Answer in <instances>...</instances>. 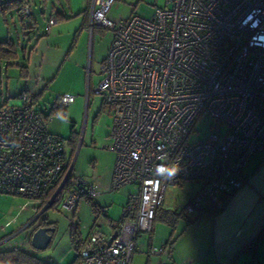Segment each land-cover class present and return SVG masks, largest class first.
Listing matches in <instances>:
<instances>
[{"label":"built area","instance_id":"obj_1","mask_svg":"<svg viewBox=\"0 0 264 264\" xmlns=\"http://www.w3.org/2000/svg\"><path fill=\"white\" fill-rule=\"evenodd\" d=\"M114 1L87 0L88 30L112 34L94 92L111 107L104 147L115 154L110 189L136 185L138 192L111 235L93 228L75 264H131L137 238L151 231L169 187L201 180L184 207L197 213L205 200L234 194L242 169L264 150V0H164L150 17L131 14L118 23L107 16ZM19 14L30 19L29 1ZM55 22L48 18L46 34ZM18 97L21 106L0 105V193L45 209L58 192L71 208L82 197L96 198L98 188L73 174L63 139L47 130L51 109L65 110L75 96L58 95L46 113L31 90ZM205 115L225 130L214 125L219 130L207 140L192 141Z\"/></svg>","mask_w":264,"mask_h":264},{"label":"rangeland","instance_id":"obj_2","mask_svg":"<svg viewBox=\"0 0 264 264\" xmlns=\"http://www.w3.org/2000/svg\"><path fill=\"white\" fill-rule=\"evenodd\" d=\"M6 1L8 0L0 2ZM26 1H29L31 5L30 19H21L17 9L5 15L0 13V41L7 40L9 36L15 43L18 55L17 65L28 66L21 49L25 48L28 54L29 50L34 47L28 66L30 78L34 79V76L40 72L43 81L39 84L38 91L47 83L41 97L44 105L38 107L42 111L49 112V106L55 103L58 95L75 96V100L65 113L62 110L51 112L52 119L48 121L47 130L63 139L65 159L69 163H74L73 174L91 180L96 163L101 172L109 169L115 162V154L104 148L108 144L112 122L111 107L103 102L101 95L94 92L102 79L100 65L106 57L112 34L108 30L95 28L90 35L88 32L76 35L79 20L74 17V14L69 13V7L81 9L85 0H74L70 4L65 0ZM52 5L66 16H74L57 21L51 26L50 33L46 34L47 16L53 10ZM157 7H165V1L115 0L107 16L118 23L131 14L150 17ZM33 20L36 21V25L32 29L29 28L28 23ZM40 63L42 65L39 68ZM18 70L19 67L8 66L7 59L0 61V105H22V99L16 95L25 83L19 77ZM31 79H28L30 80L29 85H32ZM214 125L222 130L226 127L210 115L203 116L196 123L191 137L192 141L207 140L211 134L219 130ZM258 154L264 155V151H259ZM201 184V180H187L177 186L169 187L161 207L162 211H175L190 218L191 214H187L184 207L190 195ZM137 192L136 185H125L106 191L100 201L106 207V215L100 212L97 220L91 202L86 199L81 200L77 212L76 207H67L61 201L46 208L44 212V204L37 208L31 202L32 200L0 193V248L26 247L28 243L24 241L26 230L24 227L37 219L38 214L42 212L41 218L48 217L54 222L55 232L48 246L36 252L41 258L54 264H68L76 253L73 236L75 239L80 235L81 237L86 236L92 226L101 228L102 225L107 224L108 218L111 219V224L117 223L129 195ZM162 213L158 215L153 224L152 235H154L157 247L160 246L161 240L168 238L167 236L172 233V227L162 220ZM184 225L185 219L178 222L175 229L182 230L181 227ZM54 227L51 228L54 229ZM146 236L148 237V233L142 235L143 240Z\"/></svg>","mask_w":264,"mask_h":264},{"label":"crops","instance_id":"obj_3","mask_svg":"<svg viewBox=\"0 0 264 264\" xmlns=\"http://www.w3.org/2000/svg\"><path fill=\"white\" fill-rule=\"evenodd\" d=\"M65 1H67V3L69 2V4L74 2V0ZM52 7L53 10L47 16V20L51 16H56V13H59L65 17L60 18L57 21L69 19V17L72 18L75 15L74 17L79 20V29L77 30L76 35H79V33L82 35L84 32H88V35L93 33L94 30L90 32L87 26L89 22L87 0H85V3L81 9L75 8L73 6L69 7V13L74 14L70 15L69 17L68 15L66 16L64 13L56 10L54 5H52ZM17 13L19 15L18 11ZM42 16L44 17L43 13ZM33 22H35L36 25V21L33 20ZM8 39H10L9 36ZM22 49L21 52L27 59L29 66L31 61V53L34 51V47L29 50L28 54H26V50L23 51ZM16 60L14 63L17 65ZM41 65L42 64L40 63L38 67L40 68ZM28 66H25L27 70V76L25 78L22 77L20 75V70H18L19 77L24 80L25 86L23 88L29 89L34 93L35 100L37 101V107H40L41 105H44V103L41 101V97L45 88L47 87V83H45L41 90L38 91L39 84H41L43 79L40 76V72L34 76V79H31ZM28 79H31L32 85H29L30 80ZM34 89H36V91ZM258 153L259 152L253 154L248 164L242 169L240 177L243 180V185L231 196L222 212L213 217H202L199 219H194L196 213L191 214L189 219H192V221L189 223L185 222L184 227H181L182 230H180V228L179 231L175 230L176 232L174 235H179L172 245L167 244V241L170 237L167 236L168 238L161 240L160 246L157 247L154 235H152L154 230L152 225V231L148 232V237L146 236L144 240L142 238L144 233L139 234L137 238V249L133 255L131 264H249L251 256L248 252L244 251L243 248L258 233L260 228L264 226V155H259ZM114 165L115 162L109 169L100 172L98 168L99 165L96 163L93 168V176L91 180L86 178L98 188V195L92 200L100 208L101 212L103 209H106V207H104L100 201H102L101 198H103V194L106 191L111 190L110 182ZM200 187L198 188L200 189ZM198 188L192 195H190L188 200H190L191 197L197 193L199 190ZM82 199L87 200L86 197H82L76 203V212L79 210V205ZM31 202L34 203L37 208L41 205L36 201ZM45 210L46 209L43 211L45 212ZM41 220L35 224L33 229L27 228L25 230L24 241L27 242L28 245L26 247L17 246L16 248H22L27 251H35L30 245L29 238L31 232L37 226L41 225ZM46 220L49 223H54L48 217H46ZM119 222L120 218L117 223L115 222L114 224H111V219L108 218L107 224L102 225L101 228L97 229L106 235H111ZM46 226L54 227L52 224ZM93 227L94 226L89 229L86 236L81 237L80 235L78 238L80 243H83V241L88 237L90 232L93 230ZM153 248L162 249V252H160V254L152 253ZM37 255L41 257L39 254ZM77 255L78 254L75 253L73 260L68 264H74ZM255 263L264 264V236H262L261 241L256 249L255 259L251 262V264Z\"/></svg>","mask_w":264,"mask_h":264},{"label":"trees","instance_id":"obj_4","mask_svg":"<svg viewBox=\"0 0 264 264\" xmlns=\"http://www.w3.org/2000/svg\"><path fill=\"white\" fill-rule=\"evenodd\" d=\"M25 1L26 0H8L6 2H2V3L0 2V13L5 15L6 13H8L9 11H11L13 9H17V11L19 12L20 8L22 7V5L24 4ZM19 16H20V14H19ZM55 17H56V21L59 20L60 18H65L64 16L60 15L59 13H56ZM29 28H32V29L35 28V22L32 21L31 27H29ZM22 50L25 51L24 48ZM4 59L8 60V65L19 67L20 75L22 77L25 78L27 76L26 67L22 66V65H16L14 63V61L17 59V53H16L15 44L11 39L0 42V61L4 60ZM58 111H59L58 109L54 108V109H51L50 113L51 112H58ZM63 111L65 113V110H63ZM58 184H59V182L56 183V185L54 187H52L45 194V198L49 199L53 195ZM232 195L233 194H224V195L221 194V195H219L217 201L205 200L204 206L202 207L201 210H199L195 214L194 219H199L202 217H213V216L219 214L225 208L227 202L229 201V199L231 198ZM60 198H61V193L58 192L55 195V197L53 198L52 203L54 204L57 201H60ZM87 200H88V202H91L92 207H93V211L96 214V220H97L98 215L101 212L100 208L95 204V202L92 199L87 198ZM162 212L163 211H162L161 207H159L156 210L155 216H154L153 221H152V225L154 224V221L156 220V218H158V215H160ZM162 214H163L162 220L172 227V233L170 234V237L167 241V244L172 245L179 235V234L174 235L175 230H176L175 229L176 224L180 220H184V219H185L186 223H189L192 221V219L186 218L183 213H177L175 211H172V212L171 211H164ZM49 224L54 225L53 223H49L46 219L42 218L41 225L46 226ZM151 231H152V229H151ZM262 236H264V226H262L260 228L258 233L243 248V250L248 252L251 256V260H250L249 264H251V262L255 259L256 249H257V247L261 241ZM74 237L75 236H73V243H74V247L76 250V254H78L80 249H81L82 243H80L79 240H77L78 238L75 239ZM76 259L74 261V264L76 263ZM0 264H54V263H52L49 260H44L43 258L39 257L37 255V252H35V251H31V250L27 251V250L22 249V248H19V249L18 248H10V249H1L0 248Z\"/></svg>","mask_w":264,"mask_h":264},{"label":"water","instance_id":"obj_5","mask_svg":"<svg viewBox=\"0 0 264 264\" xmlns=\"http://www.w3.org/2000/svg\"><path fill=\"white\" fill-rule=\"evenodd\" d=\"M53 232L54 229L51 227L45 225L37 226L30 234L29 242L31 247L35 251L45 249L52 239Z\"/></svg>","mask_w":264,"mask_h":264},{"label":"flooded vegetation","instance_id":"obj_6","mask_svg":"<svg viewBox=\"0 0 264 264\" xmlns=\"http://www.w3.org/2000/svg\"><path fill=\"white\" fill-rule=\"evenodd\" d=\"M41 215H42V212H40V213L38 214V218L35 219L34 222H33L28 228H33V227H35V224L38 223V222H40V220L42 219V218H41ZM26 229H27V228H26Z\"/></svg>","mask_w":264,"mask_h":264}]
</instances>
